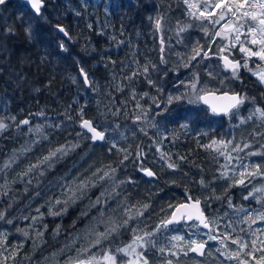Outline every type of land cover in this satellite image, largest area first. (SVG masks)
Returning a JSON list of instances; mask_svg holds the SVG:
<instances>
[{"label": "trees", "instance_id": "16d2710c", "mask_svg": "<svg viewBox=\"0 0 264 264\" xmlns=\"http://www.w3.org/2000/svg\"><path fill=\"white\" fill-rule=\"evenodd\" d=\"M165 3V0H142L140 4L128 0H46L44 15L47 20L34 17L18 0H8L6 5L0 6V120L8 125L0 132V164L12 156L14 150L32 145L33 141H40L32 145V152L21 156L19 163L9 171L8 179L12 180L38 157L47 155L50 148L66 143L79 144L75 151L40 178L39 183L33 179L32 184L28 185L26 181L29 177H25V182L12 184L7 195H0V211L5 213V219L0 220V239H11L12 225L17 228H29L30 213H43L44 225H47L46 231L43 227L44 243L38 247L42 254L52 250L55 243L63 241L65 234L82 231L89 220L80 218L81 212L89 203L88 198L95 200L92 195L103 186H100V183L99 187L88 193V197L70 204L63 215L51 216L48 215L47 201L60 192L53 182L58 181L60 177L71 180L78 173L89 175L95 168L109 164L117 168V181L130 178L132 182L117 189L121 195L115 200H110L106 210L111 211L116 207L115 201L123 200L124 197L132 204L148 203L151 205L148 212L153 219L145 213L144 219L137 223L141 228L151 231L167 215V212L161 209H166L169 203L180 201L184 197L185 188L194 197L203 199L211 195L213 189L219 196L228 187V181L216 179L222 170L223 156L205 149L202 145L209 144L214 139H224L233 140L234 146L250 143L251 149L241 152L242 156L248 151L262 150L260 145L264 139L256 135L264 132L261 122L253 118L241 123V119L247 118L254 108H264V87L250 71L241 68L239 80L225 79V85L221 86L218 80L230 77L231 73L223 71L222 66L217 67L221 65L220 60L217 61L214 57L216 64L212 58L199 66L201 80L208 79L210 87H219L221 91L240 92L241 95L254 98L240 107V114L231 117L216 116L205 106L189 105L186 101L173 103L168 106L167 112L155 115L160 110L152 104L150 97H158L163 107V102H166L169 94L180 93L174 92L177 90L174 84L179 81L181 73L184 72L189 77L191 69L181 67L178 72L169 71L166 76L161 72H152L151 78L157 87L163 90L162 94L157 92L156 87L149 86L143 76L136 77L131 82L124 79L137 68L133 60H138L140 65L151 61L161 70L178 65L171 63L164 53L168 64L160 63L162 54L158 31L155 29V18L163 14ZM77 12L80 15H77ZM150 17L152 19H149ZM27 24H31L33 28L31 40L24 32ZM56 24H62L72 39L62 37L54 27ZM88 24L92 25L91 29L87 27ZM9 28L15 31L9 33ZM191 37L195 43L207 42V38L202 36L199 29L191 32ZM60 41L66 44L67 52L59 48ZM234 54L236 57L240 56ZM210 64L211 69L220 73L217 80H210L207 76L205 65ZM252 66L253 63H250V67ZM81 67L88 73L92 81L91 87L83 83L79 72ZM113 76L116 77L115 80ZM117 84L122 85L124 90L117 91ZM133 89L145 108L151 106L149 120L157 123L158 129L148 127L143 122H134L133 116L140 110L135 107L136 100L132 99ZM144 92H148L149 96L141 99L140 94ZM81 108L83 119L100 125L99 130L108 127L107 142L93 143L87 138L89 135L80 127ZM13 117L15 119H12ZM24 119H28L30 125L19 123ZM184 123L188 124L187 129L180 127ZM37 125L42 126V134L29 131L30 127L35 129ZM142 127L146 129L147 135L140 131ZM78 133L81 135L78 136ZM42 136H47L48 139L44 140ZM113 141L118 147L127 148L132 153L123 164H120V161L124 153L116 149L108 151ZM154 141H162V149L180 165L179 169L167 168L153 146ZM138 145L145 154L142 158L143 166L156 173L154 180L142 176L139 162H136ZM180 156L186 159L180 160ZM249 161L259 163L264 161V157L252 156ZM89 165L93 167L90 169ZM85 169H88V172H85ZM201 177L210 182V187L200 186L198 182ZM260 179L261 177L254 179L247 188L240 185L231 187L222 200L212 199L210 207L203 205L206 214L209 215L210 208L214 206L219 207V211L224 208L231 209L227 206L229 196L237 209L243 206L248 210H264L255 200L243 199L253 184L257 186ZM0 183L3 181L0 180ZM111 187L112 184L108 189ZM37 192L40 193L39 196L36 195ZM37 208L40 213L36 211ZM94 209L91 211H95ZM8 220L12 222L7 223ZM58 225L61 234L53 239L52 233ZM241 226L247 228L246 224ZM258 226L264 228V222ZM187 228L188 225L182 223L161 231L157 235L158 246H168V238L172 235H183L186 239ZM113 239L115 244L122 246L130 241L131 232L122 230V234ZM83 243L84 241H80L76 246L79 247ZM110 243L112 242L106 241L105 246ZM209 247L213 249L214 254L208 255L206 252L204 256L197 257L190 252L187 256L180 254L178 257L167 258L172 259L174 264H221V261L228 264L215 251L214 243L209 241ZM92 251L98 252L99 248ZM147 255L150 264H163L166 258V255H161L156 249H151ZM14 262L19 264V260Z\"/></svg>", "mask_w": 264, "mask_h": 264}, {"label": "snow or ice", "instance_id": "6c2138e0", "mask_svg": "<svg viewBox=\"0 0 264 264\" xmlns=\"http://www.w3.org/2000/svg\"><path fill=\"white\" fill-rule=\"evenodd\" d=\"M7 3L8 0H0V6H4ZM25 3L30 7L34 17L47 20V17L44 15L46 0H25ZM183 3L186 6L187 16L198 22L201 31L207 38L206 44H201L197 41L191 46L188 53H176L180 63L174 65L171 69L164 68L161 70L151 61L140 65L138 60H133L137 68L131 75L125 76L124 79L131 82L134 78L143 76L149 86L156 87L157 92L162 94L163 90L157 87L156 82L151 78L152 72H161L162 75L166 76L169 71L178 72L181 67L191 69L190 76L179 81V85L184 88V91L178 95L169 94L166 102H163V107H161L162 102L158 97H150L152 104L160 110L155 115H162L168 111L169 105L181 101H186L189 105H204L214 115L223 114L229 117L236 115L246 101L249 99L254 100V98H249L247 95H241L235 91L231 93L228 91L222 92L219 87H210L209 81L201 80L198 69L205 60L216 57L221 61L223 71L231 73L230 77L220 78L218 80L221 86L225 85V79L239 80L241 68L252 72L258 82L264 85V0H183ZM76 14L80 15L79 12ZM149 19H152V17ZM163 19L164 17L162 15L156 16L155 29L157 31L162 30ZM54 27L64 37L69 40L72 39L69 31L62 24H56ZM87 27L91 29L92 25L88 24ZM190 27H192L191 24L178 27V34L187 31ZM14 31L15 29L13 28L8 29L9 33ZM24 32L27 34L29 40L33 38L31 24H27L24 27ZM163 45L164 40L161 39L160 51L162 55L160 63L167 65L168 60L163 55L165 51ZM58 46L62 51H68L64 41H60ZM236 52L241 54L239 59L234 54ZM250 63L255 65V70L250 67ZM220 66L217 65V67ZM205 68L210 80L218 79L220 76L219 72L211 69L210 65H205ZM79 72L83 78V83L91 87L92 81L85 69L81 67ZM115 79L116 77L113 76V80ZM115 87L117 91L124 90L120 84H117ZM131 96L133 100H136L135 107L140 110L138 114H134V122H143L148 127L158 129V124L149 120V113L152 111L151 106L145 108L137 99V93L134 89L131 92ZM148 96V92L140 94L141 99ZM79 115L81 117L80 127L86 129L87 133H90V136L87 138L93 143L98 141L107 142L106 133L108 132V127H104L103 130H98L100 125H94L92 120L83 119V108H81ZM68 118L72 119L71 117ZM253 118L258 119L264 124V108H254L247 118L241 119V123H246ZM12 119L15 118L13 117ZM19 123L30 125L28 119H24ZM7 127L8 125L3 120H0V132L4 131ZM117 127L119 126L117 125ZM180 127L187 129L188 124H181ZM29 131L42 134L43 128L37 125L35 129L30 127ZM140 131L147 135L145 128H140ZM77 135L79 136L81 134L78 133ZM256 135L264 138V132L256 133ZM42 139L47 140L48 137L42 136ZM163 139H167V137H163ZM39 142L38 140L33 141L32 145ZM161 143L162 141H154L153 145L160 155V160L166 163L168 169H179L180 165L172 160L168 152L162 149ZM32 145L24 146L20 150H14L13 155L0 164V180L3 181V183H0V195H7L11 191V185L17 182H25V177H29L26 181L28 185L32 184L33 179L39 183L40 178L44 177L57 163L61 162L79 147L78 143H66L55 148H50L47 155L38 157L34 163L30 162L23 171L17 173L12 180H9V171L14 165L19 163L21 156H26L33 151ZM232 145L233 140L224 139H214L209 144L202 145L205 149L211 150L219 156H223L226 161L225 164L221 165L222 170H220V175L216 177V179L229 182L224 192L218 196L215 194V189H213L211 195L203 197L202 200L199 196L194 197L185 188L184 197L180 201L169 203L166 209H161V211L167 212V215L151 231L146 230V228H141L139 223L135 227H130L132 221H139L151 208V205L148 203L141 204L137 202L136 204H128V198L124 197L123 200L117 201L115 208L111 209V215L107 213L108 202L115 200L121 195L117 189L132 182L130 178L117 181V168L111 164L105 167L95 168L89 175L78 173L71 180L66 179V177H60L57 181V186L60 189L59 194L50 197L47 201L48 215L51 216L63 215L70 204H75L77 201L88 197L91 189L97 187L105 180L111 181L112 187L110 190L104 189L101 191L95 200H92L90 197L88 198L89 203L81 212L80 218L88 217L94 208H98L99 215L92 217L85 224L82 233L78 232L71 236L62 247L55 249L49 257H45V264H150L147 254L151 249H156L161 255H166L163 264H174V261L167 257H178L180 254L187 256L190 252L196 253L199 256H204L206 252L208 255H212L209 241H215L219 244L216 252L225 261L235 262V264H252V262L254 264H264V228L252 227L253 225L264 222V210L249 211L243 206L237 209L229 196L227 201L228 207L234 209L237 213H242L243 216L235 221L228 219V222L223 225L225 230L221 232L220 221L228 217V213H225L224 217H209L205 213V207H202V205L210 207V201L212 199L222 200L223 196L228 194L231 187L240 185L247 188L257 177L264 178V161L259 163L249 161L245 163V160L252 156L264 157V144L260 145V149L262 150L248 151L244 156H240V153L244 152L245 149H251L252 145L250 143H244L243 146L236 144L232 147ZM113 149L124 153L120 164L128 160L132 154L127 148L118 147L115 141L111 143L108 151L111 152ZM137 149L136 162H139L140 170L149 177H155V172L143 166L142 158L145 156L143 150L139 148V145ZM233 153H236V155L233 156ZM179 159L185 160L186 157L180 156ZM234 160L236 161L235 164H233ZM92 167V165H89L90 169ZM85 172H88V169H85ZM172 183L176 182L172 181ZM198 183L202 188L210 187V182H206L203 177H201ZM27 190V187H25V191ZM36 195L39 196L40 193L37 192ZM243 199L255 200L264 209V184H261L259 187L253 184ZM36 211L40 213L39 208ZM117 213L120 215L117 216ZM42 218L43 213H40L39 217H32L33 225ZM4 219L5 213L0 211V220ZM25 219H28V217H25ZM11 222V220L7 221V223ZM182 222L187 224L189 228L195 229V232H192L190 235L196 238L185 239L183 235H172L168 238V246H158L157 235L161 231L169 230L170 226L178 225ZM240 224H246L247 228H239L238 231ZM101 226H103V230H101ZM43 227L46 231L47 225H43ZM201 228L207 229V231L202 233L200 231ZM122 230L130 231L131 239L121 246L115 244L113 238L120 236ZM18 231H21L25 237L29 236V232L26 230L18 229ZM240 233H243V235ZM60 234L61 228L58 225L52 233L53 239L59 237ZM201 235L206 236L207 239H200L199 237ZM35 236L40 243H44L43 231L37 230ZM5 240L6 237L0 239V245L4 244ZM80 241H84V243L80 247H77L76 245ZM106 241L112 243L105 246ZM35 243L36 241H34ZM230 245H235V248H232ZM22 247L23 244L13 246L10 256H4L0 252V264H7L10 258L15 260ZM94 248H99V251L93 252L92 249ZM69 253L74 254L70 255ZM221 264H223V261H221Z\"/></svg>", "mask_w": 264, "mask_h": 264}, {"label": "rangeland", "instance_id": "374dc122", "mask_svg": "<svg viewBox=\"0 0 264 264\" xmlns=\"http://www.w3.org/2000/svg\"><path fill=\"white\" fill-rule=\"evenodd\" d=\"M165 2L166 3L164 5V7H163L164 8V12L162 14V16L164 17V19L162 21V30L158 31L160 47H161V39H163L164 40L163 47L165 49V51H164L165 56L167 57V59L171 63L179 64L180 60L177 57L176 53H181V54L188 53L190 51L191 46L193 45V43H195V41L191 37V32H195L196 29H199L201 34H202V36L203 37H205V36H204V33L201 31L198 22L193 20V19H190L187 16V14H186V6L184 5L183 0H165ZM173 3L175 4V7H174L172 13L170 14V12L168 11V8H169V6L172 7ZM187 24H191L192 27L188 28L187 31L178 34V27L183 26V25H187ZM236 53L239 54L238 52H236ZM239 55H241V54H239ZM236 58L239 59L240 56H238ZM217 61H219L218 58H217ZM213 62H214V57H213ZM219 63L221 64L220 61H219ZM214 64H216V62H214ZM210 66H212V64H210ZM252 68H253V70H255V65L254 64H253ZM186 77L187 76L185 75L184 72L181 73L179 81L185 79ZM179 81L174 84L175 88L177 89V90L174 91L175 93H177L179 91L180 92L184 91V88L179 86ZM202 81H209V80L207 79V80H202ZM262 86L264 87V85H262ZM238 114H240V113H238ZM261 126H262V128H264V124L261 123ZM263 144H264V142H263ZM232 147H234V145H232ZM234 155H236V153H233V156ZM240 156H242L241 153H240ZM248 161H249V159L245 160L246 163H248ZM225 163H226V161H225V159L223 157V164H225ZM235 163H236V161L234 160L233 164H235ZM53 184L57 186V181H54ZM110 184H112V182L111 181H107V180L105 182H101V185L100 184L99 185L103 186L102 189H100L96 193H94L92 195V197H94V199H95L98 195H100L101 191H103L104 189H108ZM261 184H264V178L260 179V182L257 184V187H259ZM97 187H99V186H97ZM97 187H95V188H97ZM92 189H94V188H92ZM117 201H115V203H117ZM211 203H213V201L210 202V204ZM128 204H132V203L128 202ZM227 206H228V204H227ZM94 210L95 211H91L89 213L88 217H85V218H82V219L90 220L92 217L98 216L99 215L98 208H95ZM210 210H211L210 214L208 215L209 217H217V216L224 217V214L228 213V217H226L225 219L220 221V225H221L220 231L221 232H223L225 230L223 225L228 222V219H232V220L235 221L237 219L242 218V216H243L242 213H237L232 208L231 209L224 208L222 211H219L220 210L219 207L214 206L213 208L211 207ZM256 210L255 209L254 210L250 209L249 211H256ZM92 212H94V213H92ZM107 213L109 215L112 214L111 211H107ZM146 213L149 215L150 219H153L152 216H150L148 211ZM39 216H40V214H34V213H30L29 214V220H30L29 222H31V225H29V228H17L14 225H12L13 229L11 231V236H10L11 239H6L5 240V244L0 245V252H2L4 256H10L11 250L13 248V246H11V245L17 246L18 243H21V244H23V248H21L20 250L21 251H23L24 249L25 250L23 252H20V250H19V253H18V255L15 258L16 261L19 260L21 255L27 254V262H28V264H45V257H49L51 255V253L55 249H59L60 247H62L64 245V243L71 238V236L75 235V233H67V234H65L63 241L55 243V247L52 250H50V251L48 250V252L42 254V251H39L38 247H40V245H42L43 243H40L36 239L35 232L37 230L43 231V226L42 225H44V219L42 218V219L38 220L34 225H32L33 221L31 219L32 217H39ZM143 219H144V217L140 218V220H143ZM136 225H137V221H134V222H131V226L130 227H135ZM258 225H260V223H258L256 225H253L252 227L253 228H259ZM36 226H39V227H36ZM239 228H242L241 224L238 226V231H239ZM18 229L28 231L29 232V236L25 237L21 231H18ZM187 231H188V234H187L186 239L196 238V237H192L190 235L192 232H195V229H191V228L188 227ZM200 231L202 233L204 232L201 229H200ZM78 232L82 233V231H80V230ZM199 238L200 239H207V237L203 236V235H201ZM34 241H36L35 244H34ZM210 242L214 243V248H215V251H216V248L219 247V244L217 242H215V241H210ZM230 246L232 248H235V245H230ZM211 252H212V254H214L213 249L211 250ZM69 254L71 255V254H74V253H69ZM34 256H36L37 258L34 257ZM15 260L10 258V259H8L7 264H14L13 262ZM227 262H228V264H235V262H231V261H227ZM252 264H254V262H252Z\"/></svg>", "mask_w": 264, "mask_h": 264}, {"label": "water", "instance_id": "95a60500", "mask_svg": "<svg viewBox=\"0 0 264 264\" xmlns=\"http://www.w3.org/2000/svg\"><path fill=\"white\" fill-rule=\"evenodd\" d=\"M20 2H22L25 6H26V8L29 10V11H31L30 10V7L25 3V0H19ZM32 12V11H31ZM60 35L62 36V37H64L63 36V34H61L60 33ZM223 92V91H222ZM231 93V92H230ZM237 93H239V92H237ZM204 106V105H203ZM206 107V106H205ZM218 116H224L223 114H221V115H218ZM89 120V119H88ZM82 129V128H81ZM84 132H86L87 133V130L86 129H82ZM99 130V129H98ZM89 136H90V133H87ZM95 143H101V142H95ZM142 173V176L143 177H145V178H147V179H152V180H154V179H156V175H155V177H149V176H147V175H145L143 172H141ZM202 207H203V205H202ZM206 213V212H205ZM183 223V222H182ZM181 223V224H182ZM179 225V224H178ZM174 226H176V225H174ZM201 230H203L204 232H206L207 231V229H203V228H201ZM195 256H197V257H202V256H199V255H197L196 253H193Z\"/></svg>", "mask_w": 264, "mask_h": 264}, {"label": "flooded vegetation", "instance_id": "af4514ba", "mask_svg": "<svg viewBox=\"0 0 264 264\" xmlns=\"http://www.w3.org/2000/svg\"><path fill=\"white\" fill-rule=\"evenodd\" d=\"M128 1H134L135 3L140 4L142 0H128ZM143 1H145V0H143ZM174 7H175V4L174 3L172 4V7L169 6L168 11L170 12V14L172 13ZM148 9H150V7H148ZM148 11H150V10H148ZM13 263L14 264H18L16 262H13ZM19 264H28V262H27V254H23V255L20 256V258H19Z\"/></svg>", "mask_w": 264, "mask_h": 264}, {"label": "bare ground", "instance_id": "6f19581e", "mask_svg": "<svg viewBox=\"0 0 264 264\" xmlns=\"http://www.w3.org/2000/svg\"><path fill=\"white\" fill-rule=\"evenodd\" d=\"M240 93V92H239ZM149 169H151V168H149ZM152 170V169H151ZM153 171V170H152ZM154 172V171H153ZM207 215V214H206Z\"/></svg>", "mask_w": 264, "mask_h": 264}]
</instances>
